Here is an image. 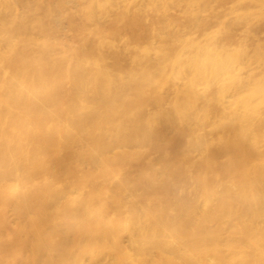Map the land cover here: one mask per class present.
I'll list each match as a JSON object with an SVG mask.
<instances>
[{
	"label": "bare ground",
	"instance_id": "bare-ground-1",
	"mask_svg": "<svg viewBox=\"0 0 264 264\" xmlns=\"http://www.w3.org/2000/svg\"><path fill=\"white\" fill-rule=\"evenodd\" d=\"M0 264H264V0H0Z\"/></svg>",
	"mask_w": 264,
	"mask_h": 264
}]
</instances>
